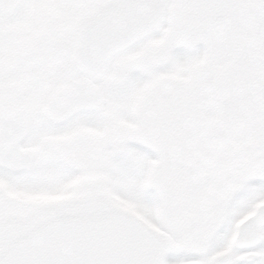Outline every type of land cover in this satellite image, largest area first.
<instances>
[{
    "label": "snow or ice",
    "instance_id": "obj_1",
    "mask_svg": "<svg viewBox=\"0 0 264 264\" xmlns=\"http://www.w3.org/2000/svg\"><path fill=\"white\" fill-rule=\"evenodd\" d=\"M0 264H264V0H0Z\"/></svg>",
    "mask_w": 264,
    "mask_h": 264
}]
</instances>
